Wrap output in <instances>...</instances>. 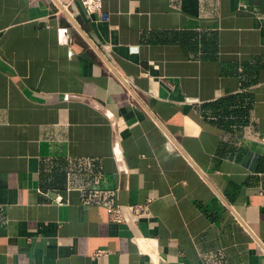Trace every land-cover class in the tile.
Masks as SVG:
<instances>
[{"label":"crops","instance_id":"1","mask_svg":"<svg viewBox=\"0 0 264 264\" xmlns=\"http://www.w3.org/2000/svg\"><path fill=\"white\" fill-rule=\"evenodd\" d=\"M101 2L0 0V264H264V0Z\"/></svg>","mask_w":264,"mask_h":264},{"label":"built area","instance_id":"2","mask_svg":"<svg viewBox=\"0 0 264 264\" xmlns=\"http://www.w3.org/2000/svg\"><path fill=\"white\" fill-rule=\"evenodd\" d=\"M82 7L84 8L85 12L89 15L95 14L98 16L99 19L105 20L107 19V14H105L102 10V2L101 0H79ZM47 194V193H46ZM57 205H64L66 204V199L61 194H55V196L52 199ZM149 199L147 200V203L144 204H132L129 205L128 208L132 210V212L139 218L142 215H148L149 214ZM110 219L113 222L121 223L123 221V214H122V208L121 206H115V207H109L107 209ZM101 251L96 252V254H100Z\"/></svg>","mask_w":264,"mask_h":264}]
</instances>
